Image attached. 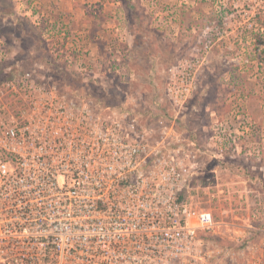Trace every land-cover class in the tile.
<instances>
[{
  "label": "rangeland",
  "instance_id": "374dc122",
  "mask_svg": "<svg viewBox=\"0 0 264 264\" xmlns=\"http://www.w3.org/2000/svg\"><path fill=\"white\" fill-rule=\"evenodd\" d=\"M172 67L195 75L181 107L165 93ZM20 75L193 139L207 154L188 194L216 226L180 260L264 264V0H0V83Z\"/></svg>",
  "mask_w": 264,
  "mask_h": 264
},
{
  "label": "built area",
  "instance_id": "2783aa9c",
  "mask_svg": "<svg viewBox=\"0 0 264 264\" xmlns=\"http://www.w3.org/2000/svg\"><path fill=\"white\" fill-rule=\"evenodd\" d=\"M166 76L181 107L195 75ZM151 133L91 89L34 75L1 82L0 264H184L198 232L216 226L188 194L207 153Z\"/></svg>",
  "mask_w": 264,
  "mask_h": 264
},
{
  "label": "trees",
  "instance_id": "16d2710c",
  "mask_svg": "<svg viewBox=\"0 0 264 264\" xmlns=\"http://www.w3.org/2000/svg\"><path fill=\"white\" fill-rule=\"evenodd\" d=\"M62 79V78H61Z\"/></svg>",
  "mask_w": 264,
  "mask_h": 264
}]
</instances>
